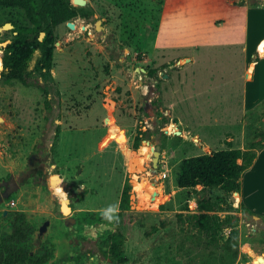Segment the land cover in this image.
Returning <instances> with one entry per match:
<instances>
[{
  "label": "rangeland",
  "instance_id": "374dc122",
  "mask_svg": "<svg viewBox=\"0 0 264 264\" xmlns=\"http://www.w3.org/2000/svg\"><path fill=\"white\" fill-rule=\"evenodd\" d=\"M86 1L94 15L55 30L54 110L39 88L0 71V238L11 231L7 211L35 226L34 251L53 247L48 264H120L103 254L119 231L124 264H264V214L220 188L177 185L186 158L227 150V140L243 150L264 143V99L250 106L264 88L261 62L247 68L264 33L263 14L250 37L248 13L264 0ZM9 23L30 25L22 9L0 8L1 58L15 36ZM133 159L142 165L132 169ZM243 177L241 197L264 208V156ZM126 182L131 208L121 212ZM151 189L161 201L142 206L138 194ZM210 203L215 220L236 226L202 233L191 216ZM109 205L115 218L105 222Z\"/></svg>",
  "mask_w": 264,
  "mask_h": 264
},
{
  "label": "trees",
  "instance_id": "16d2710c",
  "mask_svg": "<svg viewBox=\"0 0 264 264\" xmlns=\"http://www.w3.org/2000/svg\"><path fill=\"white\" fill-rule=\"evenodd\" d=\"M251 1V7H256L257 1ZM0 8L22 9L30 24L14 26V39L2 49V58L1 47L5 44L0 42V71L3 69L1 77L19 81L25 87L39 88L46 96V105L50 110H54L52 101L60 97V90L52 75L55 30L79 17L89 18L94 15V11L86 7H76L70 0H0ZM41 33H45L42 41ZM58 136L59 131L55 137ZM140 140L139 137L136 138L135 148L140 146ZM226 142L229 146L227 150L184 159L177 178L178 187L187 190L220 188L226 194L235 193L237 205L241 201L239 191L242 177L253 166L258 153L264 149V143L243 150L233 148L230 140ZM130 191L131 186L126 182L120 202L121 212L131 208ZM242 206L245 212H249L245 205ZM199 211L201 213L193 214L191 219L202 233L215 237L226 223L236 226L235 217L229 220H215L216 217L210 214L215 211L213 203L200 204ZM4 221L11 232L3 234L0 238V264H48L53 259V247L49 244H41L34 251L33 236L36 229L26 221L24 214L9 213ZM102 221L111 220L103 218ZM124 241L125 236L121 231L112 234L107 239V250L103 251V254L120 264L126 263L127 259L123 257ZM82 263V258L78 259L77 264Z\"/></svg>",
  "mask_w": 264,
  "mask_h": 264
},
{
  "label": "crops",
  "instance_id": "0c3cea01",
  "mask_svg": "<svg viewBox=\"0 0 264 264\" xmlns=\"http://www.w3.org/2000/svg\"><path fill=\"white\" fill-rule=\"evenodd\" d=\"M264 14V7H258V8H255V9H251L248 13V22H249V33H250V37L251 35H253V29H254V20H257V22L259 23L258 21V18L260 16V18L262 17V15ZM263 38L259 41L255 51L253 52L252 54V60H251V63H250V67L247 66V68L249 69H253L254 67L257 66V64L259 62L260 63V67L258 68V74H260V81H261V86L262 88L264 87V51L263 52H260L258 51L259 50V47L263 44L264 42V33H263ZM261 96L257 99H255L250 106H254L256 104H258V102H261L263 99H264V88L263 90L261 91ZM264 156V149L258 153V156L253 164V166L251 167V169L253 170V168H255L261 161V158ZM245 176V174H244ZM245 179V177H243ZM246 193V192H244ZM240 196H241V193L239 192ZM241 202H243L245 204V206L253 213H261V214H264V208L262 207H257L256 205H253L248 199L247 197L243 196V198L241 197Z\"/></svg>",
  "mask_w": 264,
  "mask_h": 264
},
{
  "label": "water",
  "instance_id": "95a60500",
  "mask_svg": "<svg viewBox=\"0 0 264 264\" xmlns=\"http://www.w3.org/2000/svg\"><path fill=\"white\" fill-rule=\"evenodd\" d=\"M72 4H73L74 6H77V7H78V6H79V7H85L86 4H87V1H86V0H72ZM68 25H69V27H71V28H74V27H75V24L72 23V22H71V23H68ZM4 27H5V29H7V30H13V29H14V25L11 24V23L6 24ZM97 29H98V30H101V27H100V23H99V22L97 23ZM16 34H17V33H16ZM44 36H45V33H41V35H40V40H41V41L43 40ZM160 150H161V148H160L159 146L156 147V151H155V153H154V159H153V161H154V165H155V166H157V163H158V160H159V157H160V154H161ZM231 199H232L233 202H236L235 193H234V195L231 196ZM67 208H68L69 212L66 213V214H65V212H63L65 215H68V214L70 213V209H69V207H67ZM6 213H7V212H6ZM256 218L259 219V217H256ZM74 222H75V221H74ZM48 225H49V222H46V223L42 226V228H41V234H43V233L47 230ZM248 264H251V263H248Z\"/></svg>",
  "mask_w": 264,
  "mask_h": 264
},
{
  "label": "bare ground",
  "instance_id": "6f19581e",
  "mask_svg": "<svg viewBox=\"0 0 264 264\" xmlns=\"http://www.w3.org/2000/svg\"><path fill=\"white\" fill-rule=\"evenodd\" d=\"M137 165H139V166H141L142 165V163L139 161V160H136V159H133L132 161H131V163H130V167H132V169H133V167H136ZM141 168H138V170H140ZM133 171V170H132ZM138 179V178H137ZM136 179V180H137ZM140 185V184H139ZM151 187V186H150ZM139 188V187H138ZM144 190V189H143ZM143 194V193H142ZM142 194H138V198L140 199V201L139 202H141V204H142V206L144 205L145 207H157L158 206V204H159V202L161 201V198L159 197V196H155L154 198H153V191H152V189L151 190H148V194H147V192L146 193H144L143 195ZM61 205H62V211L63 212H65V214L66 213H68L69 212V210H68V202H67V200H65V201H61Z\"/></svg>",
  "mask_w": 264,
  "mask_h": 264
},
{
  "label": "flooded vegetation",
  "instance_id": "af4514ba",
  "mask_svg": "<svg viewBox=\"0 0 264 264\" xmlns=\"http://www.w3.org/2000/svg\"><path fill=\"white\" fill-rule=\"evenodd\" d=\"M63 201H65V200H67V199H62ZM61 200V201H62ZM61 201H60V203H61ZM69 203V202H68ZM68 206H69V204H68ZM61 207H62V205H61ZM70 209V208H69ZM7 212V211H6ZM4 213V219L8 216V212L7 213ZM71 212V211H70ZM75 220L74 219H70V218H66L65 219V224L66 225H70V224H74L75 222H74ZM46 222H49V225H48V227H47V230H48V228L50 227V225H51V222L49 221V220H47V221H45L43 224H42V226L46 223ZM30 223V222H29ZM42 226L39 228V236H42L44 233H46L47 232V230L43 233V234H41V228H42ZM11 232V231H10ZM9 232V233H10ZM35 234L37 235V232H36V230H35ZM35 234H34V236H33V242H34V239H35ZM31 254H33V252H31ZM72 260H74L75 259V256H72V258H71Z\"/></svg>",
  "mask_w": 264,
  "mask_h": 264
},
{
  "label": "clouds",
  "instance_id": "9594fccd",
  "mask_svg": "<svg viewBox=\"0 0 264 264\" xmlns=\"http://www.w3.org/2000/svg\"><path fill=\"white\" fill-rule=\"evenodd\" d=\"M116 211V205H109L107 208L101 211V215L107 220H113L114 213Z\"/></svg>",
  "mask_w": 264,
  "mask_h": 264
}]
</instances>
